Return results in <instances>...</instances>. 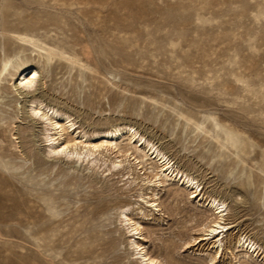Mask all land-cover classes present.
Here are the masks:
<instances>
[{"label":"rangeland","instance_id":"1","mask_svg":"<svg viewBox=\"0 0 264 264\" xmlns=\"http://www.w3.org/2000/svg\"><path fill=\"white\" fill-rule=\"evenodd\" d=\"M8 31L63 46L90 69L82 80L79 67L58 62L31 93L0 75L7 88L0 92V264H140L118 220L124 204L143 227L141 242L163 264H264V0H0V74L6 53L17 48ZM33 98L68 113L87 133L135 124L199 180L205 197L226 200L231 229L223 255L210 261L214 250L198 241L215 215L199 206L194 190L177 181L150 190L141 180L152 169L142 165L130 190L128 175L106 178L48 157L44 122L26 110ZM205 116L248 142L244 162L195 128ZM205 125L212 129L211 121ZM153 191L158 208L139 201L140 192L154 199ZM240 235L258 243L259 256L231 253Z\"/></svg>","mask_w":264,"mask_h":264},{"label":"bare ground","instance_id":"2","mask_svg":"<svg viewBox=\"0 0 264 264\" xmlns=\"http://www.w3.org/2000/svg\"><path fill=\"white\" fill-rule=\"evenodd\" d=\"M7 33V38L11 40L13 44H17V48L14 53H10L9 51L6 53L8 57L2 63L3 68L2 74L0 75H3L1 76L3 77L1 80L8 81L10 87L15 91L21 93L35 92L38 82L41 79L42 81L44 80L43 72H50L58 62H67L72 70L79 67L78 76L81 77L82 80H85L84 71L90 68L83 64L80 59L76 58L73 51H67L60 45H50L51 43L43 41L30 33L19 31H8ZM27 52H29V54H27ZM41 84L45 85V81ZM5 89H7L5 85L0 86V92L6 91ZM0 98L3 97L0 96ZM27 106V113L32 118L34 117L44 122L45 132L43 133V138L47 144L46 153L48 157H58L70 161L74 169L77 166L85 165V170H92L106 178H113L116 176L125 178L126 175H128L130 181L128 180L124 185L126 186L128 184L126 188L130 190H134L132 185L136 183L139 178L134 176V172L139 165H142L144 169H152L151 178H142L141 180V182L143 181L144 183L142 186L148 184L147 188L150 190L154 187L156 189L159 187L165 188L170 181H177L178 184H181L185 188L194 190L191 193L194 198L200 197L199 206L205 207L206 211H212L215 215L213 220L208 221V223L202 226L201 231L203 234L198 238V241L199 243L207 241L209 248L214 250V253L210 255V261L213 262L218 256L221 257L223 255L225 240L228 239L229 230L231 229V227L225 223L228 215L226 200L213 195L205 197L199 180L195 176L179 169L178 166L175 167L171 157L160 149L146 134H143L135 124L129 122L112 124L108 127L99 128L91 133H87L83 129L79 130L75 127L76 122L72 120L71 115L60 111L58 108H55V106H48L41 99L33 98ZM2 113H4V110L0 108V123L3 122ZM180 116L184 117L182 114H180ZM185 119L187 124L193 121L188 117ZM204 119L205 120L200 123L195 122V128L201 132L210 133L222 148L234 149L240 161L244 162L241 156L242 154H248V142L243 140L239 133L226 128L216 117L205 116ZM207 120L211 121L212 124V129L210 130L205 125ZM1 127L5 128L3 126ZM11 127H14V123ZM14 149L16 150L17 147ZM18 153L19 152L16 154ZM113 154L114 156H112ZM132 161L134 162L132 163ZM121 181H123V179ZM141 189L142 187L140 190ZM153 192L154 199H148L146 197L147 194L145 195L144 192H140V194H138L140 198L139 201L145 203L146 207L158 208L161 206L160 203H157L158 199L156 197L158 193L155 191ZM170 196H173L178 203L177 191L171 192ZM131 209V204H124L118 209L119 212L117 214L118 220L124 223L126 232L130 234L128 235L129 239L127 238L128 246L135 251L137 255L136 258L140 264H163V262L153 256L144 243L141 242V239H145L143 227L139 221L134 220L133 217L130 216L132 213L130 212ZM138 210L140 212L138 214H142L145 218L150 215L151 211L142 207H139ZM136 212L138 211L136 210ZM180 212H186V209H180ZM100 228L99 231L102 230ZM90 229L92 230L93 228L91 227ZM96 230L98 231V228ZM93 239L95 240V238ZM234 250L243 252L246 257L250 253L259 256L261 248L258 243L249 236L240 235L231 250L233 255Z\"/></svg>","mask_w":264,"mask_h":264}]
</instances>
